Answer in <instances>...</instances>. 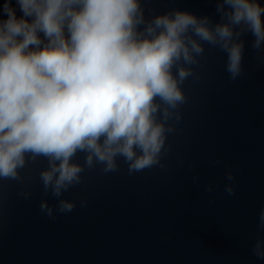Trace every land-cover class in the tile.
<instances>
[{"label":"clouds","instance_id":"1","mask_svg":"<svg viewBox=\"0 0 264 264\" xmlns=\"http://www.w3.org/2000/svg\"><path fill=\"white\" fill-rule=\"evenodd\" d=\"M215 13L173 7L146 16L143 0H3L0 180L20 181L29 162L44 158L42 190L57 212L68 213L75 204L63 193L85 168L114 172L118 159L129 173L161 165L186 99L181 86L204 45L225 54L232 80L243 71L245 35L264 51L261 0H215ZM225 191L232 194L230 183ZM39 209L53 216L47 200ZM253 252L264 260V240L257 238Z\"/></svg>","mask_w":264,"mask_h":264},{"label":"water","instance_id":"2","mask_svg":"<svg viewBox=\"0 0 264 264\" xmlns=\"http://www.w3.org/2000/svg\"><path fill=\"white\" fill-rule=\"evenodd\" d=\"M143 6L146 16L180 7L218 18L215 0ZM251 39L244 36L235 80L225 54L204 45L181 86L186 99L180 120L171 122L162 167L129 173L118 159L114 172L85 168L63 193L75 204L68 213L57 212L56 199L42 190L44 158L29 162L20 181L0 180V264H264L253 252L257 238L264 240V51L252 49ZM76 159L83 164L82 154ZM42 199L52 217L41 213Z\"/></svg>","mask_w":264,"mask_h":264}]
</instances>
